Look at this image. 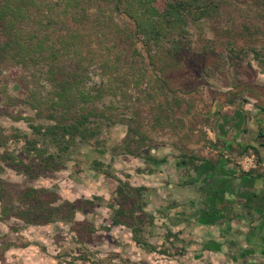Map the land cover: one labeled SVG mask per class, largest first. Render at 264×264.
<instances>
[{
	"label": "rangeland",
	"instance_id": "1",
	"mask_svg": "<svg viewBox=\"0 0 264 264\" xmlns=\"http://www.w3.org/2000/svg\"><path fill=\"white\" fill-rule=\"evenodd\" d=\"M224 1L218 20L192 26V52L181 69L170 76V88L177 89L187 110L185 117L177 118L170 111L171 94L158 97L170 119L167 123L154 120L151 101H145L146 93L124 85L131 76L124 66L128 45L116 41L114 50L125 54L121 66L104 70L102 62L113 60L114 51H109L113 41L101 38L102 45L95 39L87 41L83 50L86 89L106 87L95 105L115 118L121 114L132 118V128L139 130L138 135H132L127 121L103 123L96 136L97 147L92 140L76 141L60 152L58 147L44 143L29 124L42 130L54 124V117L45 106L35 107L50 88L40 71L2 61L0 57V264H143L145 261L139 260L138 254L134 261V255L126 251L140 247L146 255L154 249L163 260L180 255L175 251L180 245L179 234H172L164 223L156 225L159 216L147 211L150 197L146 187L139 203L143 213L136 212L133 219L134 224L137 219L144 222L143 230L138 232L140 244L134 242L131 229L125 225L130 237L118 239L112 235L113 227L121 226L111 223L113 209L119 204L116 180L133 188L143 187L134 181L140 172L151 171L157 165L164 172L176 166L180 170L182 159L201 157L206 147L229 166L223 152L236 154L210 146L213 118L229 106H249L264 113V5L260 0ZM116 19L122 26L129 25L123 15ZM112 84L124 87L123 94L109 91ZM153 87L156 89L157 85ZM164 96L167 101L162 103ZM122 100L123 106L119 103ZM139 136L143 140L137 139ZM36 148L57 156L55 166L39 167L35 152H31ZM253 153L262 163L259 155ZM7 157L31 165V171H16ZM27 189H47L56 195L50 217L48 213L41 218L37 212L30 215L26 211L23 192ZM64 202L74 204V220L83 222L84 227L69 223L67 212L55 214L54 209ZM2 208L5 213L1 215ZM45 219L51 222L47 224Z\"/></svg>",
	"mask_w": 264,
	"mask_h": 264
},
{
	"label": "trees",
	"instance_id": "2",
	"mask_svg": "<svg viewBox=\"0 0 264 264\" xmlns=\"http://www.w3.org/2000/svg\"><path fill=\"white\" fill-rule=\"evenodd\" d=\"M254 1V0H252ZM224 0H0V57L2 61L40 71L43 81L50 88L48 95L36 102L45 106L54 117V124L44 130L29 124L44 143H50L62 152L77 142L98 145L96 136L103 123L127 121L128 132L138 135L139 130L132 128L133 121L124 115L115 118L95 105L102 99L106 87L86 89L87 71L84 69L83 50L87 41L95 39L98 45L104 44L101 38L113 41V60L105 59L103 69H116L121 66L123 52L115 51L117 40L128 45L124 66L130 78L124 85L146 93V102L151 101L152 113L158 123L170 121L164 114L163 105L158 102L159 95H172L168 107L177 118L185 117L187 111L177 89H171L170 76L183 66L186 56L192 52L190 29L203 22L218 20ZM264 5V1L260 0ZM255 7V6H254ZM258 7V6H257ZM123 15L129 25L122 26L116 17ZM229 43V42H228ZM139 44L141 48H139ZM1 63V62H0ZM41 64V68L39 65ZM119 68V67H118ZM156 84L157 88L153 87ZM132 85V86H131ZM129 88V89H130ZM109 91L123 94L122 86L109 85ZM122 92V93H121ZM163 102L167 101L164 96ZM156 102H158L156 104ZM121 106L124 100L119 102ZM155 106V107H154ZM187 113V112H186ZM24 120H28L23 118ZM121 119V120H119ZM143 140V137L139 138ZM26 144L31 145L25 139ZM258 155L254 147H250ZM38 166H55L57 156L45 154L36 148ZM60 157V156H58ZM16 171H31V165L21 160L6 158ZM118 182L115 193L118 207L113 209V225H125L131 229L135 243L140 244V231L144 222L135 213H143L142 193L144 187L133 188ZM0 188V204L2 203ZM57 200L56 195L47 189H27L23 192V204L30 215L36 212L44 217ZM131 200V201H130ZM89 203V202H84ZM131 205L130 208L127 206ZM77 208L64 202L54 209L55 214L69 215V223L84 227L83 222H75ZM4 214L2 208L1 215ZM138 214V215H139ZM150 218V216L148 215ZM127 219L131 222H128ZM45 223L51 222L45 219ZM141 226V227H140ZM139 227V229H138ZM139 232V234H138Z\"/></svg>",
	"mask_w": 264,
	"mask_h": 264
},
{
	"label": "crops",
	"instance_id": "3",
	"mask_svg": "<svg viewBox=\"0 0 264 264\" xmlns=\"http://www.w3.org/2000/svg\"><path fill=\"white\" fill-rule=\"evenodd\" d=\"M212 122L210 146L236 155L254 147L264 164V113L249 106L223 107ZM176 167L164 172L157 165L138 172L134 181L149 189L147 211L159 216L155 224L164 223L172 234H179L175 251L180 255L163 260L154 249L146 255L140 247L126 250L132 259L138 254L143 264H264L260 174L228 166L209 147L201 157L182 159L181 171ZM112 235L130 237L123 225L113 227Z\"/></svg>",
	"mask_w": 264,
	"mask_h": 264
},
{
	"label": "built area",
	"instance_id": "4",
	"mask_svg": "<svg viewBox=\"0 0 264 264\" xmlns=\"http://www.w3.org/2000/svg\"><path fill=\"white\" fill-rule=\"evenodd\" d=\"M223 158L230 162V166L244 173L257 171L264 179V164L260 163L252 150L242 155H232L223 152Z\"/></svg>",
	"mask_w": 264,
	"mask_h": 264
}]
</instances>
